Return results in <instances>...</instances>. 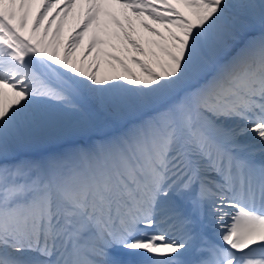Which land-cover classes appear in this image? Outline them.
<instances>
[{"label":"snow or ice","instance_id":"1","mask_svg":"<svg viewBox=\"0 0 264 264\" xmlns=\"http://www.w3.org/2000/svg\"><path fill=\"white\" fill-rule=\"evenodd\" d=\"M0 264H264V0H0Z\"/></svg>","mask_w":264,"mask_h":264},{"label":"bare ground","instance_id":"2","mask_svg":"<svg viewBox=\"0 0 264 264\" xmlns=\"http://www.w3.org/2000/svg\"><path fill=\"white\" fill-rule=\"evenodd\" d=\"M73 26H74V21H72L71 19H69L68 23H67L66 26H65V32H64V35H65V36H67L68 29L71 28V27H73ZM140 31H141V34H142V35H146V34H143V33H142V30H140ZM85 39H87V37H86Z\"/></svg>","mask_w":264,"mask_h":264}]
</instances>
